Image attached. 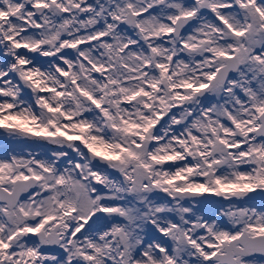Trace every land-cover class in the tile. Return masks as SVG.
I'll list each match as a JSON object with an SVG mask.
<instances>
[{"label":"snow or ice","instance_id":"6c2138e0","mask_svg":"<svg viewBox=\"0 0 264 264\" xmlns=\"http://www.w3.org/2000/svg\"><path fill=\"white\" fill-rule=\"evenodd\" d=\"M0 130V264H264V0H0Z\"/></svg>","mask_w":264,"mask_h":264},{"label":"rangeland","instance_id":"374dc122","mask_svg":"<svg viewBox=\"0 0 264 264\" xmlns=\"http://www.w3.org/2000/svg\"><path fill=\"white\" fill-rule=\"evenodd\" d=\"M47 59L50 58L37 57V62L45 63ZM52 147L53 146L51 145L40 142L34 143L32 139L9 138L4 134L3 130H0V153L5 154L4 156H0V159L13 154L27 156L29 152L39 154H43L45 152L50 153ZM214 199L218 201V204L214 205V207L218 208L223 206L224 208H227L228 204L226 201H222L220 198Z\"/></svg>","mask_w":264,"mask_h":264},{"label":"bare ground","instance_id":"6f19581e","mask_svg":"<svg viewBox=\"0 0 264 264\" xmlns=\"http://www.w3.org/2000/svg\"><path fill=\"white\" fill-rule=\"evenodd\" d=\"M39 63V62H38ZM5 154L4 153H0V156H4ZM20 155V154H19Z\"/></svg>","mask_w":264,"mask_h":264}]
</instances>
